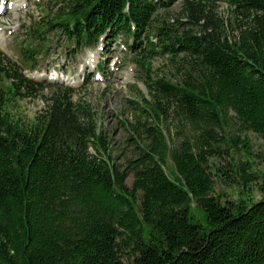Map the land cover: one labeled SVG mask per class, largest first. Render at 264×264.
<instances>
[{
  "label": "trees",
  "instance_id": "1",
  "mask_svg": "<svg viewBox=\"0 0 264 264\" xmlns=\"http://www.w3.org/2000/svg\"><path fill=\"white\" fill-rule=\"evenodd\" d=\"M58 2L47 26L72 46L123 37L141 58L166 56L170 71H145L132 125L143 145L122 169L72 86L0 58V264H264V176L254 203L215 194L217 180H259L231 159L247 146L235 132L252 131L264 160V0ZM175 2L185 20L160 21ZM21 53L32 60L31 47ZM44 89L32 121L12 118L11 100Z\"/></svg>",
  "mask_w": 264,
  "mask_h": 264
},
{
  "label": "rangeland",
  "instance_id": "2",
  "mask_svg": "<svg viewBox=\"0 0 264 264\" xmlns=\"http://www.w3.org/2000/svg\"><path fill=\"white\" fill-rule=\"evenodd\" d=\"M219 16H228L223 1H219ZM0 58L8 59L29 77L38 81L58 82L72 86L76 98L87 102L95 114L98 127L109 141L111 154L122 169L127 160L136 156L143 145L132 131L137 115L136 104L147 90L142 81L145 71L154 74L168 73L170 63L166 56L141 58L128 47L131 40L123 37H107L95 48L78 49L67 42L65 35L54 26L48 28L47 21L64 8L58 0H0ZM179 2L159 11L158 19L176 24V19L185 20L179 14ZM155 21L153 26L159 25ZM41 30L38 37H33ZM232 32H229L231 34ZM155 41V38H152ZM33 50L32 60H25L23 48ZM145 60V61H144ZM7 88L9 82L0 80ZM47 89L32 97L11 100L7 111L12 118L27 123L34 119L46 104ZM171 131L174 124L169 123ZM245 144L244 150L233 152L231 162L243 161L258 179L243 188L236 183L223 185L218 180L215 194L223 202L233 201L251 204L261 200L259 191L264 176V160L258 157L262 139L252 131L235 132ZM175 140V139H174ZM132 174L127 172L125 184L132 185ZM202 217L200 216L199 219ZM201 222L204 223L201 219Z\"/></svg>",
  "mask_w": 264,
  "mask_h": 264
},
{
  "label": "bare ground",
  "instance_id": "3",
  "mask_svg": "<svg viewBox=\"0 0 264 264\" xmlns=\"http://www.w3.org/2000/svg\"><path fill=\"white\" fill-rule=\"evenodd\" d=\"M0 6H1V4H0Z\"/></svg>",
  "mask_w": 264,
  "mask_h": 264
}]
</instances>
